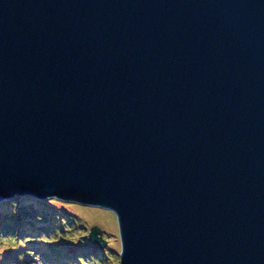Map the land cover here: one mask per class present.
I'll list each match as a JSON object with an SVG mask.
<instances>
[{
	"label": "water",
	"instance_id": "water-1",
	"mask_svg": "<svg viewBox=\"0 0 264 264\" xmlns=\"http://www.w3.org/2000/svg\"><path fill=\"white\" fill-rule=\"evenodd\" d=\"M19 195L113 212L120 264H264V0H0Z\"/></svg>",
	"mask_w": 264,
	"mask_h": 264
},
{
	"label": "rangeland",
	"instance_id": "rangeland-1",
	"mask_svg": "<svg viewBox=\"0 0 264 264\" xmlns=\"http://www.w3.org/2000/svg\"><path fill=\"white\" fill-rule=\"evenodd\" d=\"M97 211L115 218V230L113 221ZM93 227L103 233V249L90 238ZM0 253V261L12 264H120L117 218L109 210L58 198L5 199L0 201ZM18 256L22 259L17 262Z\"/></svg>",
	"mask_w": 264,
	"mask_h": 264
},
{
	"label": "bare ground",
	"instance_id": "bare-ground-1",
	"mask_svg": "<svg viewBox=\"0 0 264 264\" xmlns=\"http://www.w3.org/2000/svg\"><path fill=\"white\" fill-rule=\"evenodd\" d=\"M94 213H96V214H98V215H100V217H103V218H105V219H109V220H112L113 222V225H114V230H115V228L117 227V223L115 222V218L113 217V216H111L110 214H108V213H104V212H101V211H97V212H94Z\"/></svg>",
	"mask_w": 264,
	"mask_h": 264
},
{
	"label": "trees",
	"instance_id": "trees-1",
	"mask_svg": "<svg viewBox=\"0 0 264 264\" xmlns=\"http://www.w3.org/2000/svg\"><path fill=\"white\" fill-rule=\"evenodd\" d=\"M0 255H2V254L0 253ZM43 255H44V256H43ZM43 255H40V256H42L43 258L48 257V256L45 255V254H43ZM35 256L38 257V255H35ZM31 257H32V256H31ZM21 259H22V257L18 256V257H17V262L20 261ZM0 264H12V261L9 262L8 260H4V261H0ZM19 264H21V262H19Z\"/></svg>",
	"mask_w": 264,
	"mask_h": 264
}]
</instances>
